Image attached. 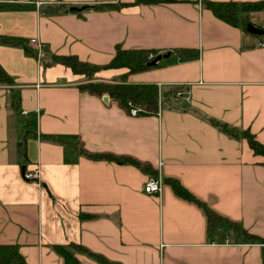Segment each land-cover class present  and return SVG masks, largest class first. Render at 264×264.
<instances>
[{
  "label": "crops",
  "instance_id": "crops-1",
  "mask_svg": "<svg viewBox=\"0 0 264 264\" xmlns=\"http://www.w3.org/2000/svg\"><path fill=\"white\" fill-rule=\"evenodd\" d=\"M41 1L0 0V66L10 77L0 81V244H18L27 264H64L54 245L73 242L121 264H264V241L227 223L209 230L204 210L164 180L180 179L264 238V157L215 122L264 142V33L249 28L264 30V7L234 25L205 0ZM109 2L126 5L89 7ZM118 45L165 55L127 73L104 66ZM53 54L103 66L94 80L127 73L129 82L157 83L158 110L133 114L83 88L91 79L50 63ZM172 86L182 95L165 96ZM38 168V180L25 176ZM153 175L163 178L160 192L144 188ZM74 252L82 264H105Z\"/></svg>",
  "mask_w": 264,
  "mask_h": 264
},
{
  "label": "trees",
  "instance_id": "trees-1",
  "mask_svg": "<svg viewBox=\"0 0 264 264\" xmlns=\"http://www.w3.org/2000/svg\"><path fill=\"white\" fill-rule=\"evenodd\" d=\"M162 1H175V0H135L132 4L140 3H153ZM205 5L209 7L215 15L222 18L223 20L237 25V24H247L249 21V16L246 13L254 12L258 9L264 7V0L259 1H236V0H205ZM126 5V3H101L97 5H89V7H99V8H121ZM63 5H60L61 8ZM58 7H46L44 11L55 12ZM177 51L185 53L187 55H196L197 51H193L187 48H179ZM153 52L154 57L150 58L149 54ZM158 52L148 48H123L121 45L117 46L116 53L111 61L104 65L106 67L118 68L126 67L128 72H137L145 70L152 67L149 64L150 61L158 56ZM60 62L78 73H82L91 80L83 83L81 86L87 88L88 90L104 94L108 93L112 97L116 98L121 104L130 108L132 102L134 105L139 106L149 112H156L159 108V97L160 90L157 83L154 82H129L127 81V73L123 75V78L119 81H107V80H94L92 79L96 73L103 67L98 64H94L88 61L81 60L77 55H61L53 54L50 59V63ZM0 81L3 83H8L10 77L7 72L0 66ZM180 86H172L164 90L165 96H171L174 94ZM223 130L230 133L233 136H241L247 138L251 148L255 153L260 154L264 157V142L260 141L256 135L249 129H238L235 126H231L227 123L215 121ZM94 157H110L119 160L131 161L139 164L138 161L132 158H122L103 154H91ZM264 163V159H263ZM169 183L175 193L191 202L199 205L205 212L208 229L213 230L220 225L227 223L234 229L239 231L244 237L250 239H257L264 241V238L248 232L240 226V224L226 216L220 214L212 206L208 204L205 200L198 197L194 192H192L187 186H185L180 179L175 177H166L164 179ZM54 248L63 256L64 264H82L75 255L74 250H84L90 252L97 259L105 264H121L119 262L108 260L106 257L89 251L81 243L73 242L71 244L57 243ZM0 264H27L25 258L19 251V246L16 243H5L0 244Z\"/></svg>",
  "mask_w": 264,
  "mask_h": 264
},
{
  "label": "built area",
  "instance_id": "built-area-1",
  "mask_svg": "<svg viewBox=\"0 0 264 264\" xmlns=\"http://www.w3.org/2000/svg\"><path fill=\"white\" fill-rule=\"evenodd\" d=\"M29 1L35 2L38 7L42 6L41 0H29ZM31 41L33 43H37L39 45L40 49L44 48V44L41 41H39L36 37H33L31 39ZM154 55L155 54L153 52H150L149 57L152 58V57H154ZM182 93L183 92L181 90L176 91V94L179 96L182 95ZM130 103H131V107H130L131 113L137 114L142 109L141 107L134 105L132 102H130ZM24 113H27V112L24 110ZM25 176H27L28 178H31L33 180H38L40 177V169L38 168L35 170L26 171ZM144 188L147 192H150V193L160 192L163 188V178L160 175L151 176L146 181Z\"/></svg>",
  "mask_w": 264,
  "mask_h": 264
},
{
  "label": "water",
  "instance_id": "water-1",
  "mask_svg": "<svg viewBox=\"0 0 264 264\" xmlns=\"http://www.w3.org/2000/svg\"><path fill=\"white\" fill-rule=\"evenodd\" d=\"M73 8L74 9H78L79 7L73 6ZM249 28L252 29V30H254V31H256V32L264 33V30L263 29L255 28L253 25H250ZM163 55H165V54H162V53L161 54H158V56L155 59H153L152 61H150L149 64H151V65L156 64L158 62V60L163 57Z\"/></svg>",
  "mask_w": 264,
  "mask_h": 264
}]
</instances>
